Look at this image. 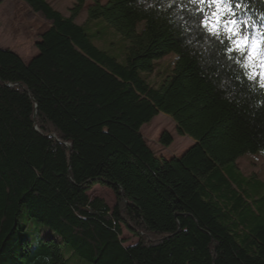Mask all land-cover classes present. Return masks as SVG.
<instances>
[{"label": "trees", "instance_id": "1", "mask_svg": "<svg viewBox=\"0 0 264 264\" xmlns=\"http://www.w3.org/2000/svg\"><path fill=\"white\" fill-rule=\"evenodd\" d=\"M25 1L51 24L29 61L0 46V264H67L69 247L90 264H264V182L237 164L264 153V88L207 38L194 6L94 0L89 19L127 42L119 58L76 21L86 0L70 15ZM168 53L174 67L152 86L144 73ZM160 112L194 139L179 156L144 135ZM97 183L113 207L89 196ZM33 219L48 223L36 243Z\"/></svg>", "mask_w": 264, "mask_h": 264}, {"label": "rangeland", "instance_id": "2", "mask_svg": "<svg viewBox=\"0 0 264 264\" xmlns=\"http://www.w3.org/2000/svg\"><path fill=\"white\" fill-rule=\"evenodd\" d=\"M48 1L64 15H70L71 9L78 0ZM101 1L105 3L107 0ZM93 2L94 0H86L76 21L86 26V29L93 34L94 42L99 47L116 54L119 58H123L127 42L122 35L103 19H89L88 8ZM50 24L51 21L49 19L41 12L33 10L25 0H0V46L5 48L10 47L26 61H29L38 53L36 41ZM142 26L143 24L140 23L139 29ZM175 60L176 55L168 53L155 61L153 71L144 73L152 86L158 87L161 84L174 67ZM251 69L253 72L264 71V69H261L259 62H257L256 67ZM142 130L152 149L160 156H179L194 143L192 136L179 133L176 121L170 114L165 112H160L152 120L146 122L142 126ZM163 131H168L172 134L173 142L170 145L161 143L160 136ZM262 152H247L237 159V164L246 177L255 175L264 182V153ZM88 193L91 198L99 196L105 199L112 207L116 202L115 193L107 186L99 183L95 184ZM20 219L23 223L28 222L23 214ZM47 224L33 219L27 230L28 237L36 243L41 237L42 231H45ZM49 227L53 228L51 225ZM123 230V237L127 239V244L137 240V236L128 231L126 227H123ZM58 235L63 236L62 233H58ZM69 248V250L64 249V253L67 256L70 255L68 256L69 261L67 264H90L89 260L82 257L74 247Z\"/></svg>", "mask_w": 264, "mask_h": 264}, {"label": "snow or ice", "instance_id": "3", "mask_svg": "<svg viewBox=\"0 0 264 264\" xmlns=\"http://www.w3.org/2000/svg\"><path fill=\"white\" fill-rule=\"evenodd\" d=\"M189 5L199 28L221 46L227 60L241 70L253 86L264 88V71L252 72L257 62L264 69V8L253 0H169V8ZM240 78L239 76L237 77Z\"/></svg>", "mask_w": 264, "mask_h": 264}]
</instances>
